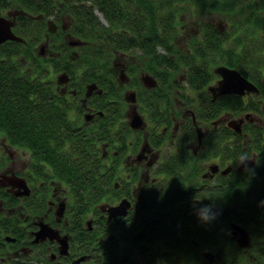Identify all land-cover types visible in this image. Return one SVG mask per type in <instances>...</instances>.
Instances as JSON below:
<instances>
[{"label":"flooded vegetation","instance_id":"flooded-vegetation-1","mask_svg":"<svg viewBox=\"0 0 264 264\" xmlns=\"http://www.w3.org/2000/svg\"><path fill=\"white\" fill-rule=\"evenodd\" d=\"M0 9L3 13L7 11V14L24 13L20 8H16L17 11L9 10L8 7ZM72 10L77 11L78 8ZM32 12L27 9V14ZM38 12L37 17L46 25L45 41L41 44L42 51L39 54L41 61L45 50L52 46L48 36L54 34L63 38H59L62 39L60 46L64 48L58 51V57L52 59L49 64L42 61V65L44 72H48L52 80V76L55 77L52 72H58L57 79L55 78L56 90L59 97L66 100L59 101L62 111V117L59 118L62 124H65V117H68L69 124L63 129L67 136L58 135L52 147L43 145L44 151L50 150L48 159H38L32 146L28 144L20 145L1 140L4 146L9 145L6 149L9 153V166L7 164L8 167L0 171V187L14 201L6 202L0 195V210L5 209L8 203L11 206L10 213H17L20 205L23 207L20 215L24 224L14 229L20 231L22 237L12 234L7 237L13 242L9 253L15 257L39 256L44 253L54 264H96L102 258L95 255L96 250L121 234V231L110 229V222L120 219V222L125 223L129 214L149 212L151 209L147 206L146 197L154 192V195L158 196V191L167 195L169 206L151 211L154 221H157L165 232L154 230V234H150L145 228H141L134 234L131 253L136 254L138 259L141 256L137 249L144 255L147 252L164 253L168 252L170 247L174 248L171 240L174 231L176 232L174 222L181 213L188 218L186 221L179 219L189 223L186 228L192 232L198 228L200 234L206 231L207 223L198 218L196 210L205 205L213 206L219 221L226 220L230 225L235 222L229 210L237 209L236 206L224 208L219 200L214 201L207 196H210L209 188L213 192H222L226 181L237 180L241 172L252 175L263 160L264 64L260 72L255 70L253 73L248 72V69L251 70L248 66L244 67V72L239 67L229 66L236 69L251 84L249 88H244L242 93L226 94L221 93L218 87L221 75L216 71L217 66H213L214 70L209 72L213 78L206 86L211 90L212 97H202L203 93L189 87L193 93H199L195 94L198 96L193 97L191 103L180 102V108L177 109L174 108L177 101L170 104L171 99L166 96L169 92L167 82L173 71L171 74L168 70L151 74L156 83L148 85L144 80L148 73L139 72L134 65L123 60L129 52L138 54V50L126 52L110 49L104 38L98 43L84 38L74 28L71 11L62 4H46ZM106 25L109 26V23ZM122 37L124 38L120 40L126 43L128 33H123ZM131 37L133 36L129 38ZM86 50L89 51L88 54L83 53ZM103 51L108 54H100ZM243 60L249 61L245 58ZM81 61L87 62V65L80 63ZM97 62L99 64H96ZM169 66L173 67L174 62ZM183 71L184 84L181 86L186 89L190 86L186 81L191 73ZM199 72L203 74L204 71ZM113 73L117 74L118 82ZM108 77H115V82L110 81ZM96 78H106L109 83H103ZM143 94L149 96L148 100L154 98L153 106L158 110V116L154 119L149 118V106L140 100ZM226 95L240 99L242 104L236 100L241 106L237 103L232 107L234 110L221 111L218 116L209 117L207 103H221ZM196 102L199 106L194 104ZM218 106L220 108L219 104ZM161 119L165 122L159 123ZM153 120L162 125L158 127ZM225 131L228 140H222ZM59 142H65V145L57 146ZM261 143V148H258ZM225 144H230L233 153L239 151V144L245 151L237 157L225 154ZM18 149L26 152V159L21 165L17 161L19 156H23L14 153ZM94 154L104 159L103 168L105 171L107 168L109 178L115 177L113 188L117 189V192H107L103 200L92 205L85 218L80 214L79 199L70 186L71 180L56 175L57 171L51 160L61 163L68 155L79 159L81 156L92 157ZM245 155L252 159L246 160L245 163L238 161ZM77 168L79 169L78 165ZM196 178L197 180L191 181ZM24 185L29 192H25ZM248 186H256L257 189L260 187L254 182ZM235 195L237 194L229 193L227 198L233 200ZM121 202H125L122 213L110 217L108 208ZM254 202L257 205L260 200ZM84 204L89 205V202L84 200ZM35 207L41 209L37 211ZM192 220L199 225L196 226ZM41 223L57 229L59 235L67 236L65 250L57 239L46 237L44 240L35 241ZM166 234L170 239L166 240ZM254 242L255 240L250 238L249 245L242 247L243 252L249 255L248 248ZM193 243L197 247L201 240L193 237ZM201 247L205 250L204 254H207L208 246ZM223 250L221 249L222 252ZM124 260L128 261L129 257Z\"/></svg>","mask_w":264,"mask_h":264},{"label":"trees","instance_id":"trees-1","mask_svg":"<svg viewBox=\"0 0 264 264\" xmlns=\"http://www.w3.org/2000/svg\"><path fill=\"white\" fill-rule=\"evenodd\" d=\"M177 1L0 0V8L10 7L15 4L17 8L23 10L24 13L26 12L25 14L16 12L17 18L14 28L18 34L21 33L20 35L25 40H7L0 44V134L3 135L2 139L20 145L28 144L32 146L38 159H48V151L50 150L44 151L43 145L52 147L58 135L67 136V133L63 129L69 124V118L65 117V124H62L59 118L62 117V111L55 82L51 79V75L48 72H44L40 55L37 57L35 54L36 43L41 39L40 32L46 29L45 23L37 17V14H39L38 11L43 6H46V4H62L69 11H71V7L76 6L78 10L74 11V13L71 12L74 18V28L78 34L88 40H94L98 43L102 42L104 38L107 44L110 45V49L124 50L126 52L132 49H141L143 51L141 55L154 54L158 65H161L162 61H166L169 64L174 62L173 67L175 69L183 68L184 70L187 68L181 65L189 66L188 70L191 75H189L190 79L188 78L186 82L193 89H201L205 85H209L213 78L210 73L214 70L213 64L215 62H219L220 65L239 67L242 71L244 67L248 66L251 69H248L249 73H253L255 70L261 71L264 57L262 56L259 62H257L253 60L252 56L255 50H251L248 54V51H243L242 48L248 44L249 35L253 36L257 47H264V15H261V11L264 9V0H185L186 2L198 3L201 9L206 8L212 12L226 14L228 26L223 31L215 25L209 24L207 31L212 29L209 34L202 37L199 42H194L196 51L178 59L169 51L173 50L174 43L172 40L176 37V33H178L184 21L181 15L187 7L178 6ZM27 9H31L33 12L27 14ZM102 16L109 23V26L104 23L103 18H101L103 21L100 19ZM239 28L250 32L246 38L244 37L245 41L241 42V50H238L237 47L235 49L232 47L234 51L230 52L225 46L237 35V29ZM126 32L128 35L132 34L133 37H126L127 42L123 43L120 38L122 39V34ZM215 34H218V36ZM215 37H223L220 46L222 47V55L224 52L225 57L209 56L208 50L212 46L211 39ZM157 46L158 48L166 49L167 52L158 53ZM100 54L107 55L108 53L107 51H103ZM245 54H248V57L251 55L252 60L244 61ZM31 57L38 59L32 61ZM179 59L181 65L178 67L177 60ZM30 61L34 64H29ZM80 63L87 65V62L84 61ZM96 64H99V62ZM200 70L204 71L203 74L199 72ZM147 72L152 73L151 71ZM114 78L108 77L110 81L113 80L115 82ZM96 79L103 83H109L106 78ZM143 95H141L142 99L140 100L149 106V108L147 107L149 109L147 112L150 114L149 118L154 119V117L158 116V110L153 106L154 98L148 100L149 96ZM236 99L238 98L226 95L222 98L221 103L217 101L209 105V117L214 118L221 111L232 109L240 101V99L238 101ZM241 104L239 105L241 106ZM153 122L158 124L159 127L162 125L159 123H164L165 120L161 119L159 123L154 120ZM224 134V137L227 138L228 134L226 131ZM64 145L65 142L57 144L60 147ZM261 146L262 143L258 144V148H261ZM238 147L240 148L239 151L237 152L236 150L233 153L230 144H225V154L237 157L243 150L245 151L242 145L240 146L239 144ZM261 157L263 160H261L258 168L254 170L252 175L241 172L237 180L226 181L222 192H213L209 188V195L212 200H219L224 208H228L231 205L237 206L244 200L245 206L242 205L241 208L234 210L230 209L229 214L233 220H239L253 232L252 235L255 242L248 248L250 250L249 255L243 252L242 247L233 239V241L230 239L226 220L222 222L214 219L210 223L205 224V232L194 234L186 228L189 223L179 220L180 218L184 219V221L188 219L181 213L179 218L176 217L174 222L176 231L181 234L178 237L177 244H181L174 248L170 247L168 252H160V256L159 253H144L142 264H148L153 259L158 260V264H264V149L262 150ZM102 160L104 161V159ZM51 161L55 165L56 175L64 176L68 180H71L72 184L70 186L76 198L79 199L80 213L82 211H90L92 205L101 199L103 200L107 192H117V189L109 187L113 185L115 177L109 178L107 168L105 171L102 161H99L96 157L86 155L76 159L73 155H68L67 159L64 158L61 163L56 160ZM7 164L5 161H0V171L5 169ZM251 182L260 185L258 191L250 193L249 197H245L244 192L240 194L237 192L240 186V188H245ZM230 190L232 191L229 192ZM154 193L146 197L148 199L147 206L151 210H160V208L169 206L167 195L164 192L158 191V196H155ZM229 193L237 195L233 200H230L227 198V194ZM0 195L4 197L3 199L6 202L14 201L11 196L5 194L1 187ZM84 200L88 201L89 205H85ZM255 200H260V202L256 205ZM214 201L213 203H215ZM177 203L178 199H176ZM7 206L10 210L11 206H9V203ZM34 209L39 211L41 208L35 207ZM151 210L146 213L139 211L138 213L129 214L125 223L120 222V219L112 220L110 222V229L121 231V234L114 240L106 243L101 249L96 250L95 255L102 257L96 264H138L139 259L137 256L135 257L136 254L131 253L132 239L134 234L140 231L141 228H145V231L147 230L150 234H154V230H157V221H154L155 219ZM136 217L139 218L136 219ZM192 222L196 226L199 225L196 221L192 220ZM20 224L23 225L24 223L18 213L0 212V264H54L47 259L43 252L39 256L19 257H15L9 253L13 247V242L12 240H8L7 237L11 234L22 237L20 231H14ZM205 234L211 236V242L203 240ZM220 234L223 236L222 239H225L231 245V247L223 250V252L220 249L219 254L222 257L221 259L219 256L212 259L210 256H207L208 253L204 254L201 251L200 246L196 247L193 243L194 237L198 241L201 240L208 247L217 248L218 241H221ZM25 235L27 236V234ZM187 247H189V250H187ZM125 257H129V260L125 261Z\"/></svg>","mask_w":264,"mask_h":264},{"label":"rangeland","instance_id":"rangeland-1","mask_svg":"<svg viewBox=\"0 0 264 264\" xmlns=\"http://www.w3.org/2000/svg\"><path fill=\"white\" fill-rule=\"evenodd\" d=\"M177 5L178 6L187 7V8H185L184 13H182V15H181L183 17L184 21L182 22V25L180 26V29L178 30V33H176V37L172 40V42L174 43L173 50L169 51L171 54L175 55L177 57V59L179 57L183 58L186 55H189L192 52L196 51V46H194V42H199L202 37H205V35L209 34V32L212 30L211 29V30L207 31L208 28H209V26H208L209 24L215 25L216 27H219L223 31L226 30V28L228 26V24L226 22V14L219 13V12L218 13L217 12H212L211 10L206 9V8H202L201 9V7L199 6L198 3H194V2H191V1H187L186 2L185 0H182V1L178 0L177 1ZM16 8L17 7H16L15 4H13L12 6L8 7L9 10H15ZM76 8H77L76 6L71 7L70 8L71 12L74 13V10H72V9H76ZM6 12L4 13L5 15H7ZM261 15H264V9L261 11ZM11 17L14 20H16V18H17L16 13L11 14ZM100 19H101V17H100ZM104 23L108 24L106 20H104ZM44 32H45V30L40 32V38L41 39L36 43L35 54H36L37 57H38L39 54H41V51H42L41 44L43 43V41H45ZM249 32L245 31L243 29L241 30L240 28L237 29V35L234 38H232L230 40V42L225 46L226 49L228 51L232 52V51H234L232 47H234V49H235V47H237V48L239 47L238 50H241L239 45L241 44V42L245 41L244 37L246 38V36H248ZM19 34H21V33H19ZM131 35L132 34H129L128 36L130 37ZM215 35L218 36V34H215ZM249 36H248V44L246 46H244L242 49H243V51H248V54L251 52V50H255V52L252 54L253 60H256L257 62H259L261 57L262 56L264 57V47H257L256 46V42L253 39V36H251V35H249ZM48 37H49V39L51 41L52 46L50 45L45 50V53L43 54L42 61L45 62V64H49L52 59L57 58L58 57L57 54H59L58 51L62 50L64 48V46H60V43H59L63 39L61 36L58 37V36H56L54 34H51ZM59 38H62V39L60 40ZM106 40L109 41L107 38H106ZM222 40H223V37H221V38L220 37H215L214 39H211L212 46H210V48L208 50L209 51V56L211 55L210 57H212V56H217L218 58L219 57H221V58L225 57L224 52H223V55H222V49H221L222 47L220 46V43L222 42ZM259 43H261V42H259ZM260 45H263V44H260ZM108 46H110V45H108ZM140 50L137 51L138 54H135L134 51L129 52L128 55L123 60H125L127 64L134 65V67L136 69H138L139 72L148 73L150 75L154 74L155 72L159 73L162 70H164V71L168 70L169 74H171V71H173L172 76L170 77L169 81L167 82V88H169V92L166 93V96L171 99V103L170 104H172V102H174V101H177V103L174 105V108L179 109L180 107L178 105H179L180 102L181 103H188V102L191 103L193 101V97L195 98L196 96H198V95H195V94L203 93L202 97L203 96H208V99L212 97L211 90H209L208 87H206V85L204 87H202L201 89H196L197 91H199V93H193L192 90L190 91L189 86L186 89H184L183 86H181L182 83L184 84V82H183L184 79L182 78L183 75H184L183 68H176L175 69L174 67H170L169 63L168 62L166 63V61H162V64L158 65L157 60L154 58V54L141 55L143 51L142 50L140 51ZM86 51H88V50H86ZM86 51H84L83 53L84 54H88L89 51L88 52H86ZM157 51H158V53L167 52L166 49H163V48H160V47L158 48V46H157ZM248 54H245V60L246 59L252 60L251 59V55L248 57ZM234 55H235V53H234ZM30 59L32 61H34V60H36L38 58H32L31 57ZM32 61H30L29 64L33 65L34 63ZM177 63H178V67H179L181 65L180 59L177 60ZM197 64H201V63H197ZM181 66L182 67H186L187 69H184V70L189 72V70H188L189 66H183V65H181ZM213 66H217L218 67V66H220V63L219 62H215V64H213ZM147 71H151L152 73H149ZM52 74H54V76H55V77L52 76V78H53V80L56 83L58 72H55V73L52 72ZM113 74L115 75V77L117 76L116 73H113ZM175 79H178L179 81L176 82ZM116 80L118 82V77H116ZM185 95H187V97H185ZM126 96H128V95H126ZM60 99L63 100V101H66L61 96H60ZM194 104L199 106V104L197 102L194 103ZM207 104L211 105V104H213V102H211V103L208 102ZM166 105L168 106L169 103H167ZM172 109H173V107L171 106V110ZM169 111H170V108H169ZM208 124L210 125L209 120H208ZM2 136L3 135L0 134V161H5L6 163H9V153L6 151V149H7V147L9 145L7 147L3 145V142L1 141L2 140ZM168 139H169V137H168ZM222 140H228V138L222 137ZM5 141H6V139H5ZM14 153H18L19 155L23 156V157H21V156L18 155L19 156V161H17V162H20V165H21V163L23 164V161L26 159V157L24 156L26 152L23 149H18V151L15 150ZM92 157H94V158L96 157V158H98L99 161H103L101 159V157L99 158L96 154H94V156H92ZM8 166H9V164H8ZM114 180H115V178H114ZM194 180H197V178L196 179H191V181H194ZM109 187L112 188L113 185H110ZM240 187L237 189V192L239 194L241 192H244V196L245 197H249L250 193L256 192L258 190L256 186H248V187H245V188H243V187L240 188ZM231 191L232 190H230L229 192H231ZM234 197H233V199H234ZM242 205H244V200H243V202L239 203V205H237L236 208H241ZM22 210H23V207H21V205H20L18 207V209H17V213L20 215ZM2 211L4 213H10L9 208L6 205H5V209L2 208L0 210V212H2ZM80 214L86 218V216L88 214V210L87 211H82ZM20 217H21V215H20ZM235 222L240 224V225H242L243 227H245L249 231L251 239L252 240L254 239V237L252 235L253 232L250 230V228L248 226H245V224H243L239 220H236ZM227 224H228V233H229L230 239L231 240L233 239L239 245L237 240H235L233 238V235L230 232V222H227ZM156 227H157V230L165 232L164 228H162L161 225L156 224ZM175 230H176V228H175ZM193 233L194 234H199L200 230L198 228H195L193 230ZM180 235L181 234L179 232H177V231L175 232L174 231V234L172 235L173 239H171L172 242L174 243L173 247L181 244V243L177 244V240H178V237ZM219 237H220L221 241L220 240L218 241L217 248L208 247L211 250H206V252L208 253L207 256H210L211 258H217L218 255H220L219 254L220 249L226 250L229 247H231L229 242H227L225 239L224 240L222 239L223 236L221 234H220ZM165 238H166V240L170 239L168 237V235ZM210 238H211V236L209 234H205L203 236V240L204 241L211 242ZM203 245L204 244L202 242H201V244H199V246H203ZM199 246H197V247H199ZM240 247H243V246H240ZM201 251L205 252V250L203 248L201 249ZM137 252H139V254L141 256V258L139 259V263L142 264V259H143L142 252L140 251V249L139 250L137 249ZM160 255H161V253L159 252V256ZM152 262H154V263H152ZM148 264H158V260L153 259V260L149 261Z\"/></svg>","mask_w":264,"mask_h":264},{"label":"water","instance_id":"water-1","mask_svg":"<svg viewBox=\"0 0 264 264\" xmlns=\"http://www.w3.org/2000/svg\"><path fill=\"white\" fill-rule=\"evenodd\" d=\"M11 15L4 16L0 10V44L7 40H16V41H24L25 39L20 34L16 33L13 28L15 25V20L10 18ZM103 18V16H102ZM52 29V28H51ZM216 71L221 75V79L219 80L218 87H220L221 93H231L244 92V88H249L251 84L247 79H245L236 69L230 68L226 65H220L217 67ZM144 80L148 85H154L156 82L152 78L151 75L146 74ZM25 186V185H24ZM26 188V186H25ZM27 188L25 192H27ZM29 192V191H28ZM125 207V202H121L118 205L110 206L108 208L109 216L113 217L122 213L123 208ZM230 232L233 235V238L237 240L240 246H248L250 243V233L249 231L243 227L242 225L233 222L230 225ZM35 241H41L46 239V237H50L51 239H57L60 243L63 244L64 250L67 248V236L59 235L57 229L51 227L48 224L41 223V229L36 232ZM10 236H8L9 238Z\"/></svg>","mask_w":264,"mask_h":264},{"label":"clouds","instance_id":"clouds-1","mask_svg":"<svg viewBox=\"0 0 264 264\" xmlns=\"http://www.w3.org/2000/svg\"><path fill=\"white\" fill-rule=\"evenodd\" d=\"M248 159H252V158H249L247 155H245L240 157L238 161H240L241 163H245L246 160ZM207 197H211V196H207ZM196 214L198 218L204 223H210L211 221L216 219L218 215V213L213 210L212 205H205L203 207L198 208L196 210Z\"/></svg>","mask_w":264,"mask_h":264}]
</instances>
